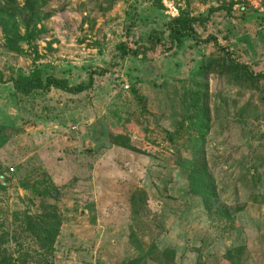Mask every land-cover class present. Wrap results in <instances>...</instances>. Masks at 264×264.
I'll return each instance as SVG.
<instances>
[{"label":"rangeland","instance_id":"rangeland-1","mask_svg":"<svg viewBox=\"0 0 264 264\" xmlns=\"http://www.w3.org/2000/svg\"><path fill=\"white\" fill-rule=\"evenodd\" d=\"M0 260L264 264V0H0Z\"/></svg>","mask_w":264,"mask_h":264},{"label":"trees","instance_id":"trees-1","mask_svg":"<svg viewBox=\"0 0 264 264\" xmlns=\"http://www.w3.org/2000/svg\"><path fill=\"white\" fill-rule=\"evenodd\" d=\"M172 29V31H171V34H172V36L173 35H175L176 37H179V36H181L183 33H182V30L181 29H179V28H176V27H172L171 28ZM184 30V29H183ZM232 62H234V61H232ZM231 67H232V69L231 70H233V71H235V72H238L239 74H240V76L241 75H244V74H248V73H251L250 72V70H249V68L246 66V65H242V64H240V63H235L234 62V64H232L231 65ZM246 74V75H247ZM49 82V81H48ZM43 82H42V80H40L39 81V84H38V87L39 88H41V86H43ZM51 84H53V85H55L56 87H58V88H61V89H63V90H66V91H76V92H81L83 89H80V88H73V87H69L66 83H65V81H63V80H61V79H57V78H52L51 79ZM26 88H30V89H33V88H35V87H32V86H30V84H29V86H26ZM28 92H30V90H28ZM27 92V93H28ZM193 179H194V177H193ZM197 180H199V177L196 179V181L194 180V184L196 185V182L198 183V181ZM210 185V184H209ZM207 186L206 187V192L207 193H204V194H207L208 195V197H206L205 198V201H206V203L208 204V205H210V202H211V192H213V189L214 188H211L210 186ZM168 257H171V258H174V254L172 253V255H171V253H170V255L167 253L166 254ZM2 261L0 260V263H1Z\"/></svg>","mask_w":264,"mask_h":264}]
</instances>
